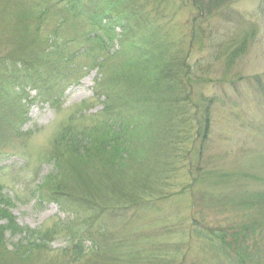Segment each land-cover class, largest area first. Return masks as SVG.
<instances>
[{"label": "rangeland", "instance_id": "rangeland-1", "mask_svg": "<svg viewBox=\"0 0 264 264\" xmlns=\"http://www.w3.org/2000/svg\"><path fill=\"white\" fill-rule=\"evenodd\" d=\"M149 1L152 7L162 3V31L173 49L187 55L188 108L195 114L186 127L189 140L176 152L182 164L171 197L107 216L101 228L83 236L69 227L78 224L74 217L57 205L37 206L35 189L53 169L45 161L59 134L113 118L103 113L104 99L95 97L98 79L101 92L125 94L140 90L142 76L131 72L117 40L105 51L95 43L104 36L83 13L95 0H0V58L30 60L58 46L73 70L65 93L60 86L48 103L28 91L25 101L11 93L12 104L0 106V194L11 200L1 213L8 212L18 229L41 233L45 245L29 259H10L12 264H125L131 250L137 263L230 264L212 257L197 230L227 232L257 218L247 204L264 197V0ZM98 11L93 7L90 14ZM96 59L102 67L84 69ZM151 110L158 134L168 114L156 118ZM0 224L6 225L4 218ZM21 239L8 230L7 251ZM209 239L218 240L211 232ZM94 242L101 244L98 251ZM249 242H258L255 250L264 247L260 236Z\"/></svg>", "mask_w": 264, "mask_h": 264}, {"label": "trees", "instance_id": "trees-1", "mask_svg": "<svg viewBox=\"0 0 264 264\" xmlns=\"http://www.w3.org/2000/svg\"><path fill=\"white\" fill-rule=\"evenodd\" d=\"M98 4L106 9L99 10ZM161 5L152 7L149 0H95L92 7L83 12L95 31L104 36H97L95 41L100 44V50L105 51L108 43L117 40L121 54L129 56L131 72L142 76L140 90L133 88L131 93L125 94L109 88L101 92L102 79H98L95 97L104 99L103 113L113 118L100 123L102 125L83 130L70 128L59 134L45 161L53 169L35 189L37 206L57 205L59 212L74 217L78 224L69 227L83 236L89 235V230L101 228L107 216L116 217L128 209L136 212L173 195L171 190L175 188L182 164L176 152L189 140L186 127L193 123L191 118L195 114L193 109L191 113L189 110L192 100L187 82V55L175 50V45L173 49L162 31ZM93 7L99 11L90 14ZM53 49L48 53L42 50L43 54L30 60L0 58V106L12 104L11 93L22 102L28 98V91H33L44 103L52 100L60 86V94L65 93L63 85L73 71L72 65L64 48L55 46ZM102 63L103 60L96 59L92 67L84 69L102 67ZM151 109H156V118L163 117L164 112L168 114L167 121L163 118L165 127L158 134L150 125L155 119ZM10 201L0 194V208ZM247 205L251 213L257 215L255 221L230 227L227 232L197 230L200 238L209 241L216 260L222 257L230 264H264V247L255 250L258 242L254 247L249 242L257 236L264 238V197ZM1 212L0 209V222L4 218L6 225L0 224V264H12L10 259H29L37 249L45 248L41 233L18 229L8 212ZM8 230L22 237L9 252ZM210 232L218 238L216 242L209 239ZM94 244L98 251L101 244ZM136 255L131 250L124 257L125 264L151 263V259L139 258L137 263Z\"/></svg>", "mask_w": 264, "mask_h": 264}]
</instances>
